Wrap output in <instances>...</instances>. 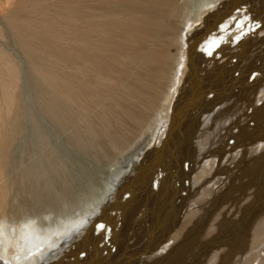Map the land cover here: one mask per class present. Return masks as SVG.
<instances>
[{"label":"rangeland","instance_id":"obj_1","mask_svg":"<svg viewBox=\"0 0 264 264\" xmlns=\"http://www.w3.org/2000/svg\"><path fill=\"white\" fill-rule=\"evenodd\" d=\"M18 1L21 2L19 6ZM193 1L180 0V4L189 3L190 8ZM260 3H263V10L257 7ZM22 5V0H0V21H4L6 16H3L8 11L16 12ZM234 12L232 18L237 17L236 22L228 19L220 29L223 26L226 29L230 24L234 28H227L218 46L213 43L207 60H197L196 68L200 70L196 69L195 79L202 76L211 92L207 91L194 109L203 104L210 106L202 115V124L187 137V145L179 143L181 147L177 148L175 156L180 165V189L173 194L174 210L169 204V215L162 207L163 201L166 202L164 196L161 203L155 205L158 196H154V192L159 185L155 187L152 182L156 161L151 160L149 168L145 169L147 178L139 177L132 192H127L131 184L123 185L124 196L118 201L116 210L107 212L106 222L96 223L105 222V230L95 226L83 241L84 247L78 245L75 249L76 244L72 245L58 261L46 264H125L129 260H135V264H264V0H241ZM243 14H247L245 19L241 17ZM0 43L11 50L19 69L21 125L7 150V160L1 165L7 191L0 221L12 228L31 220L45 225L55 222L56 225L59 219L86 211L90 214L92 208L110 204L114 198L112 194L116 195L122 187L117 182L124 168V155L146 137L147 129L140 135V132L126 127L121 135L125 137L123 144L117 145L100 131L86 134L85 130L90 129L87 125L89 119L85 117L71 123L62 119L58 121L42 105L41 98L49 89L48 82L42 81L33 70L29 59L13 43L7 30H4ZM222 83H226L224 89L222 86L217 89ZM86 135L88 139L84 138ZM168 162L174 163L172 157ZM36 165L39 170L32 171L38 168ZM43 171L46 175L41 173ZM32 178H38V184ZM74 208L77 209L70 215ZM144 213L150 214L147 222H141L145 219ZM173 214L178 224L175 222L173 231L167 233ZM157 215L162 218L159 226L153 224ZM148 231V238L151 236L152 241L146 239ZM162 232L167 236L164 237ZM156 243L161 244L157 246ZM145 245L153 250L136 260L138 256L134 252L138 253ZM17 255L18 249L11 245L9 256Z\"/></svg>","mask_w":264,"mask_h":264},{"label":"bare ground","instance_id":"obj_2","mask_svg":"<svg viewBox=\"0 0 264 264\" xmlns=\"http://www.w3.org/2000/svg\"><path fill=\"white\" fill-rule=\"evenodd\" d=\"M240 1L195 0L189 8V3L180 4V0H22L23 5L19 10L8 11L3 16L6 17L4 21H0V38L3 37L4 30H7L13 43L29 59L33 70L40 75L42 81L48 82L49 89L42 95L41 104L49 114L52 113L58 121L62 119L66 123L76 119L83 120L85 117L89 119L87 125L90 129L87 132L86 127L84 128L86 134L100 131L101 135L117 145L123 144L121 142L125 137L121 135L126 127L140 132V135L144 129L147 132L146 137L143 135L144 138L124 155V168L117 182L122 187L119 186L120 190L116 191V195L112 194V201L108 197L110 204L93 206L94 210L90 214L86 211L88 214L84 212L59 219L56 225L55 222L45 225L31 220L12 228L0 221V264L51 263L58 261L72 245L76 244L75 249L78 245L84 247L83 241H86L87 234L97 226L96 223L103 222L107 212L116 210L118 201L124 196L122 188L129 183L132 186L127 192H132L139 177L147 178L146 170L151 160L156 161L152 182L155 187L160 186L156 187L157 191H153L155 195L152 193L158 196L155 205L160 204L164 196L166 202L163 201L162 207L171 214L169 204L174 207L173 194L180 189V165L175 156L177 148L179 143L187 145V137L202 124V115L209 105L203 104L201 109H194L200 99L207 95V91L211 92L202 76L195 79L196 71L200 70L196 68L197 60H207L213 43L216 42L218 46L227 28L233 27L230 24L226 29H223L225 26L220 29L226 20L233 19L234 9L240 5ZM19 5L20 1L17 6ZM262 6L263 3H260L257 7L263 10ZM246 15L241 17L245 19ZM236 18L233 19L234 22ZM10 51L0 43V217L7 191L1 165L6 162L7 150L21 126L19 69ZM225 84L217 86V89L222 86L223 90ZM133 136L131 137L134 139ZM86 137L88 139L87 135L84 138ZM188 147L191 149V146ZM171 157L174 160V163L171 162L173 167L170 162L167 163ZM183 161L185 162L184 159ZM130 162L134 164H128ZM183 166L186 167L185 164ZM39 167L32 171H38ZM41 173L46 175L44 171ZM34 178L33 181L36 180ZM37 181L38 178L35 182ZM149 207L148 205L146 209ZM75 209L77 208L70 215H73ZM144 214L145 219L141 222L150 219L147 218L150 214ZM154 219L153 224L159 226L162 218L157 215ZM176 220L174 215L167 233L173 231ZM147 234L145 238L148 240L151 236L148 238L149 231ZM151 235L153 237L152 232ZM11 245L18 249L17 258L9 256ZM150 247L145 245L140 252H134L138 256L136 260L145 252L152 251ZM133 262L129 260L125 264L136 263L135 260Z\"/></svg>","mask_w":264,"mask_h":264},{"label":"snow or ice","instance_id":"obj_3","mask_svg":"<svg viewBox=\"0 0 264 264\" xmlns=\"http://www.w3.org/2000/svg\"><path fill=\"white\" fill-rule=\"evenodd\" d=\"M241 27H243V25H241ZM256 27H259V25H257ZM97 228L99 229V230H101V231H103V230H105V225L104 224H98L97 225Z\"/></svg>","mask_w":264,"mask_h":264}]
</instances>
